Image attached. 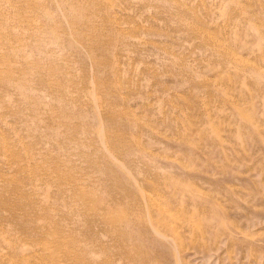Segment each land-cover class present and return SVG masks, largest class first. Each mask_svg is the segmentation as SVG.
Segmentation results:
<instances>
[{
    "label": "rangeland",
    "instance_id": "374dc122",
    "mask_svg": "<svg viewBox=\"0 0 264 264\" xmlns=\"http://www.w3.org/2000/svg\"><path fill=\"white\" fill-rule=\"evenodd\" d=\"M19 1L0 264H264V0Z\"/></svg>",
    "mask_w": 264,
    "mask_h": 264
},
{
    "label": "bare ground",
    "instance_id": "6f19581e",
    "mask_svg": "<svg viewBox=\"0 0 264 264\" xmlns=\"http://www.w3.org/2000/svg\"><path fill=\"white\" fill-rule=\"evenodd\" d=\"M15 1H19V0H15ZM15 1L14 0H0V27H2V28H7L8 26H12V27H14L15 26V24H16V26H18L17 24L18 23H23V20L21 21V18H22V15L20 16H18V15H15L14 16V18H13V20H12V15L14 14V12H13V14L11 15H9V13L7 12V10H5L4 11V8H7V7H4L5 6V3H7L8 5V7H13L14 6V4H15ZM22 1V0H21ZM23 1H25V0H23ZM27 1H29V2H31L30 0H27ZM20 2V1H19ZM26 3V2H25ZM3 4H4V6H3ZM17 4V3H16ZM27 4H31L32 5V2L31 3H27ZM18 5H20V7H21V5L22 4H18ZM24 5V4H23ZM4 8H3V7ZM17 6V5H16ZM24 6H26V5H24ZM27 7V6H26ZM16 8V7H15ZM10 9V8H9ZM12 9V8H11ZM17 11H18V9H16ZM13 11V10H12ZM15 11V10H14ZM17 11H15L16 13H18ZM11 12V11H10ZM15 13V14H16ZM20 13V12H19ZM74 19V18H73ZM18 20H20L19 22H18ZM75 21V20H74ZM73 24L75 23V22H72ZM32 24V23H31ZM76 24V23H75ZM28 25V23L26 24V26ZM30 25V24H29ZM28 25V26H29ZM32 26H33V24H32ZM80 26H81V24H80ZM19 27V26H18ZM74 27V26H73ZM72 27V28H73ZM24 28H26V27H24ZM28 28H30V27H28ZM11 29V28H10ZM74 29V28H73ZM8 32H9V27H8ZM6 33H7V31H6ZM11 34V33H10ZM11 35H13V34H11ZM9 36V35H8ZM7 37V36H6ZM78 37H79V35H78ZM82 37V36H81ZM11 37H7V41L8 40H11L10 39ZM16 38H18V37H16ZM15 38V39H16ZM96 38V37H95ZM6 39V38H5ZM5 39H4V35L0 32V43H2V42H5ZM21 39V37L20 38H18V40H20ZM87 40V39H86ZM10 43V42H9ZM8 43V44H9ZM5 45H7V44H5ZM22 66V65H21ZM10 69V68H9ZM8 68H7V70H8V72H6V75H1V73H0V79L3 81L4 80V82L6 81V79L11 75V72H10V70H9ZM12 70V69H11ZM2 72V71H1ZM52 72V71H51ZM50 72V73H51ZM5 73V72H4ZM44 77V76H43ZM41 81V80H40ZM2 148V147H1ZM0 148V149H1ZM4 148V147H3ZM5 149V148H4ZM8 149H9V147H8ZM6 150V149H5ZM16 150V149H15ZM7 151V150H6ZM8 153V152H7ZM11 156L10 157H12V154H10ZM8 156V155H7ZM9 157V156H8ZM19 158V157H18ZM15 159V158H14ZM17 159V158H16ZM61 172V171H60ZM56 176V175H55ZM58 176V175H57ZM61 176H62V174H61ZM68 177H69V175H67ZM58 177H60V176H58ZM2 179V178H1ZM60 179V178H59ZM8 180V179H7ZM61 180V179H60ZM68 180V179H67ZM70 180V179H69ZM73 180H75V179H73ZM6 181V180H5ZM66 181V180H65ZM10 182H12V181H10ZM72 182H74V181H72ZM75 183V182H74ZM7 184V183H6ZM9 184H11V183H9ZM8 187L9 186H7V185H4V186H2L1 188H0V203L1 204H5V203H7V200H8V198H7V200L5 201V197L3 198L2 197V195H1V193H4V191L7 189V191H8ZM11 189H13V188H10L9 190H11ZM14 189H15V187H14ZM19 191V190H18ZM16 192V191H15ZM17 195H19V194H17ZM5 202V203H4ZM113 219H111V221H112ZM98 252V251H97Z\"/></svg>",
    "mask_w": 264,
    "mask_h": 264
}]
</instances>
